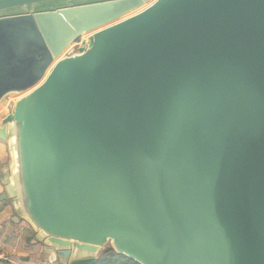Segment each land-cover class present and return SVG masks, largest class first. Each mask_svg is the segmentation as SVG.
<instances>
[{
    "label": "water",
    "instance_id": "1",
    "mask_svg": "<svg viewBox=\"0 0 264 264\" xmlns=\"http://www.w3.org/2000/svg\"><path fill=\"white\" fill-rule=\"evenodd\" d=\"M149 2L0 0L10 195L51 264H264V0Z\"/></svg>",
    "mask_w": 264,
    "mask_h": 264
},
{
    "label": "crops",
    "instance_id": "2",
    "mask_svg": "<svg viewBox=\"0 0 264 264\" xmlns=\"http://www.w3.org/2000/svg\"><path fill=\"white\" fill-rule=\"evenodd\" d=\"M7 103V107L12 106ZM0 106H6L5 103ZM7 116L0 115V132ZM14 157L9 139L0 137V264H51L45 257L40 236L22 216L19 205L10 195Z\"/></svg>",
    "mask_w": 264,
    "mask_h": 264
},
{
    "label": "trees",
    "instance_id": "3",
    "mask_svg": "<svg viewBox=\"0 0 264 264\" xmlns=\"http://www.w3.org/2000/svg\"><path fill=\"white\" fill-rule=\"evenodd\" d=\"M95 264H140L135 260L116 253V251L107 246L104 248L101 253L98 255L97 261Z\"/></svg>",
    "mask_w": 264,
    "mask_h": 264
},
{
    "label": "rangeland",
    "instance_id": "4",
    "mask_svg": "<svg viewBox=\"0 0 264 264\" xmlns=\"http://www.w3.org/2000/svg\"><path fill=\"white\" fill-rule=\"evenodd\" d=\"M155 1L157 0H150L149 4H152L154 3ZM46 5H52V4H46ZM87 37L88 35H85L83 36L82 38H80L79 40H77L74 44H72L64 53V55H69L70 53L72 52H75L79 46H81L83 44V42H86L87 41ZM27 93L25 94H20V95H10L6 100L7 102L5 103L6 106H0V115H4V116H7L11 113V107H7V103L8 102H12V103H16L19 99H21L24 95H26ZM107 246H110L111 245H107ZM106 246V247H107ZM105 247V248H106Z\"/></svg>",
    "mask_w": 264,
    "mask_h": 264
},
{
    "label": "built area",
    "instance_id": "5",
    "mask_svg": "<svg viewBox=\"0 0 264 264\" xmlns=\"http://www.w3.org/2000/svg\"><path fill=\"white\" fill-rule=\"evenodd\" d=\"M78 48H79V47H78ZM76 51H77V50H76ZM76 51H75V52H76ZM75 52H72V53H70L69 55H72V54H74Z\"/></svg>",
    "mask_w": 264,
    "mask_h": 264
}]
</instances>
